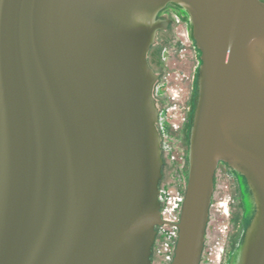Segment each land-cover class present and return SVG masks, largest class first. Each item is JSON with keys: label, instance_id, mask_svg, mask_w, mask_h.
Returning a JSON list of instances; mask_svg holds the SVG:
<instances>
[{"label": "water", "instance_id": "1", "mask_svg": "<svg viewBox=\"0 0 264 264\" xmlns=\"http://www.w3.org/2000/svg\"><path fill=\"white\" fill-rule=\"evenodd\" d=\"M167 4L179 10L158 36L164 119L175 23L190 21L201 59L178 223L161 219L169 165L162 177L147 62ZM220 162L232 193L221 264L245 207L234 264H264V1L0 0V264H151L163 221L178 229L170 264H201Z\"/></svg>", "mask_w": 264, "mask_h": 264}, {"label": "rangeland", "instance_id": "2", "mask_svg": "<svg viewBox=\"0 0 264 264\" xmlns=\"http://www.w3.org/2000/svg\"><path fill=\"white\" fill-rule=\"evenodd\" d=\"M188 23L190 25V21ZM183 33L186 34L185 37ZM189 34L190 30H186V22H177L173 25V36L178 47L170 48L164 61L163 78L166 80L167 91L166 119L177 124L182 122L181 118L184 116L182 108L190 82L188 78L190 69L193 68L194 61L195 46ZM170 128V133L166 135L178 141V132L173 126ZM168 145L171 148L166 149L164 156L169 166H166L165 177L161 182L164 190L163 207H166L171 215L178 216L185 187L182 149L174 141H168ZM215 175L217 182L211 201L210 223L206 237L208 239H206L202 264H221L226 236L230 228L232 193L229 187L230 178L223 162L219 163ZM166 202L167 205H165ZM158 231L151 264H170L176 236L171 228H167L166 233L160 229Z\"/></svg>", "mask_w": 264, "mask_h": 264}, {"label": "flooded vegetation", "instance_id": "3", "mask_svg": "<svg viewBox=\"0 0 264 264\" xmlns=\"http://www.w3.org/2000/svg\"><path fill=\"white\" fill-rule=\"evenodd\" d=\"M262 1H264V0H262ZM178 10H179V6H177L175 4H173L172 6H168V4H167L162 10H160L157 13L155 19L165 21L166 27L160 28L156 31L154 42L150 46V49L147 53V62L149 60L148 63H150L152 61L151 56H150L151 55V52H150L151 47L153 45H156V43L159 45L163 41H166L164 38L161 39L162 42L158 41V36L161 32L164 33V35L166 36V33L168 32V30L172 27V19L170 18V16L174 11L178 12ZM186 30L187 31L190 30V25L188 22H186ZM189 38L192 41V43L194 44L196 51L199 53L200 51L197 49V47L195 45V41L191 37L190 34H189ZM163 43H165V42H163ZM163 51H164V49L162 50V52ZM200 65H201V59H200V53H199L197 56V60H196L195 65L193 66V68L190 69V75L188 77L190 82L188 84V91L186 93L187 96L184 100V106L182 108L184 110V116H183L182 122L179 124V126L177 128H175L176 132H178V135H179L178 145L181 146V149H183L184 151L186 149L188 151L189 146H190L191 130H192V126H193L194 114H195V109H196V105H197V101H198V95H199ZM157 76H158V79L155 81V83L153 85L152 97L154 100L155 107L157 109V121L155 123V127H156V130H157L159 138H160L161 153L163 154L166 151L165 135L170 133V130H171L170 127H172V125L169 122H167L168 119H166V118L164 119L161 116L162 115V109H161V102L159 100L160 95H159V91L157 90V84L159 82L160 76L159 75H157ZM162 159H163V165H162L161 172H162V177H163V174H164L163 169H164V165H165L166 161L164 160L163 156H162ZM161 180H162V178L160 179V182H161ZM160 182H159V188H160ZM161 193H162V191L160 189V197H161ZM248 195L251 199V204L255 208L253 195H252V192L250 190L248 192ZM160 202H161V199H160ZM243 210H244L243 213L246 215V218H245V216L239 218V217H236V215H233V219L237 218L234 221V223L236 222L238 224V225L236 224L238 226V228H236V230L230 236V242L228 245L229 259L227 260V264H234L235 258L237 256V250L240 247V245L243 243L247 228L249 227V225L251 223V220L250 221L247 220L246 207ZM209 223H210V213H209V221H208L207 228H206L204 248H205V245L207 242L206 237H207V231H208ZM158 232H159L158 228H156V236H155V242H154L153 247H152V254L154 252V247L156 245V239L158 237ZM203 252H204V249H203ZM202 259H203V254H202ZM202 259H201V264L203 261Z\"/></svg>", "mask_w": 264, "mask_h": 264}, {"label": "built area", "instance_id": "4", "mask_svg": "<svg viewBox=\"0 0 264 264\" xmlns=\"http://www.w3.org/2000/svg\"><path fill=\"white\" fill-rule=\"evenodd\" d=\"M179 23V22H178ZM183 37L186 36L185 33L182 34ZM175 96H177L175 94ZM183 118H181V121H182ZM174 128H177L179 126V124L181 122H179L178 124L175 123V122H170L168 121ZM182 200V199H181ZM180 200V201H181ZM167 205V202L166 204ZM161 219L164 220V221H169V222H173V223H178L179 222V217L178 216H174V215H171L170 212L167 211V208L166 207H162L161 208ZM163 221V224L161 226L158 227V229L162 230L164 233H166L165 231L167 230V228H171L173 229V233L174 235L176 236L177 238V232H178V229L176 227V224H173V223H169V222H164ZM159 251L161 252V250L159 249ZM174 255V254H173Z\"/></svg>", "mask_w": 264, "mask_h": 264}, {"label": "trees", "instance_id": "5", "mask_svg": "<svg viewBox=\"0 0 264 264\" xmlns=\"http://www.w3.org/2000/svg\"><path fill=\"white\" fill-rule=\"evenodd\" d=\"M189 17V16H188ZM190 35H191V37H192V27H191V24H190ZM193 38V37H192ZM164 47H165V43H163L162 45H161V47H157V46H155V45H153L152 47H151V50H150V52H151V62L150 63H148L149 65V67L153 70V72L155 73V74H157V75H159V73H158V69H159V66H160V64H161V62H162V53H161V51L164 49ZM148 62H149V60H148ZM227 165V164H226ZM238 173V172H237ZM242 178H243V180L246 182V179L244 178V176H242L240 173H238ZM246 184H247V182H246ZM247 188L249 189V187H248V184H247ZM250 190V189H249ZM251 191V190H250Z\"/></svg>", "mask_w": 264, "mask_h": 264}]
</instances>
